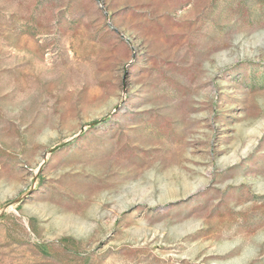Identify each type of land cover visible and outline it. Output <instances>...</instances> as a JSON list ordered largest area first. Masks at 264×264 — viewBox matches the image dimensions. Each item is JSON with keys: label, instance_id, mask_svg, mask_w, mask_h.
<instances>
[{"label": "rangeland", "instance_id": "obj_1", "mask_svg": "<svg viewBox=\"0 0 264 264\" xmlns=\"http://www.w3.org/2000/svg\"><path fill=\"white\" fill-rule=\"evenodd\" d=\"M0 264H264V0H0Z\"/></svg>", "mask_w": 264, "mask_h": 264}]
</instances>
